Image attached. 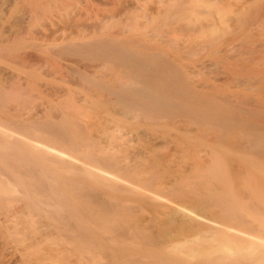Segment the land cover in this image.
Wrapping results in <instances>:
<instances>
[{
	"label": "bare ground",
	"instance_id": "bare-ground-1",
	"mask_svg": "<svg viewBox=\"0 0 264 264\" xmlns=\"http://www.w3.org/2000/svg\"><path fill=\"white\" fill-rule=\"evenodd\" d=\"M21 1L26 2L27 0H20V2L19 0H0V61H8V64L13 63L19 66L20 73L24 70L23 73H25L26 76H22L25 77V83L28 82L32 84L34 88L38 79L41 77L35 72L37 71L36 68L33 69V67L37 65L36 63L39 62V66L42 62L46 63V67L49 65L47 69L56 68L55 65L51 66L50 63L55 61H53V58L59 57H64V59L70 57L69 60L72 61H74L75 58H77V60L99 61V63L102 61V64L100 63L101 65L99 63H97V65L99 64L101 67L103 65L102 68L110 66V70L106 68L109 72H112V77H107V75H111L107 70L106 72L108 73L106 75L105 70L102 74L98 73L100 74L99 76L95 75L97 74V70L100 71L99 69H101L99 65L95 66V68L98 67V69L96 68L97 70L93 65L91 67L93 70L91 69V71L88 72H86L84 67H80V69L77 67L75 69V66L73 65V67L71 65V67L74 68L73 71H70L71 74L72 72L75 74L74 76H76V78H74H78V84L85 90V93L88 92V97L85 100L83 97H80L79 92L78 97L83 99V102L87 103L88 107H86V109L90 110L91 108V113L96 112L93 117L95 122L91 125L94 126V134L93 131L90 130L92 133L90 134L91 136L89 135L87 126L85 127L86 124H83L82 121L79 126L76 124L77 120H74V122L76 121L74 126L77 128L80 127V130L76 127L70 128L68 124L70 122L68 121H72L73 119L72 117L70 119L68 118L71 114L63 112L58 116L57 112L60 111L58 108L56 109L57 116L51 117L54 120L50 119V117L49 119H44L46 117L48 118V116L45 117L47 113L45 112V110H47L45 108H43L45 110L41 114L43 115L45 113L44 116H42L44 118H41L40 115L38 116L41 119L36 117L31 118L34 117V113H32V116L30 113H26V115L21 114V116L23 115L25 118L27 115L29 116L27 117L28 119H24L25 121H17L14 118L11 119L8 117L9 114L6 115V119V113L4 115L0 114V117L3 116L7 120L0 118V174H2L0 175V264H82L81 241L84 240V238L86 239V236L89 237L86 234L84 217H89V222L94 228L101 230L102 233L109 232L108 234H119L123 236L121 238L126 239V241V237L129 238L130 243L122 242L121 240L119 242L118 239L119 243L128 244L129 247L122 248L118 256L113 258V264H264V197L260 194L258 189H255L256 185H252V182L254 183L256 179L259 180V178H264V117L262 118L264 113L262 114L263 111H261V109L264 110V94L260 99L262 100L261 102L258 100L261 93L259 96L253 97L257 101L252 100L253 98L251 96H253V93L250 94V99H248L251 103L245 101L246 99H241L243 93L237 96V98L241 97L240 99L242 101L236 98L234 100L232 97H229L235 96L236 94L231 95L229 93L230 95L227 94L229 98H226L225 96L227 95H222L223 91H227L224 85H221L222 88L221 86H217L218 84L216 85V83L210 84L208 82L209 79H206L207 82H203V73H201V77H199L202 79V81H200L201 84H199L198 79V82H196L195 77L192 78L190 76L193 72L199 73V71L196 70L198 66H195L196 68H189L188 66L190 70L187 68V71L185 68L186 66L184 67L174 60L176 56L173 57L166 53L170 50L168 47L166 48L169 50L166 51L165 48L166 52H164L163 47L165 46L163 44L165 42L169 43V36L167 37V41H163V44H157V46L156 43L158 41L156 40H159L158 35L161 34L157 33V39L155 38L154 40L153 33L150 32L156 31H148V28L159 29L165 24H173L176 22V24L173 25L180 23V25L177 26L178 28L176 27L177 31L179 29L183 36L188 33L185 36L187 39H189V34V36L193 38V33L191 34L190 32H196V34H200H198L199 36L195 34L197 36L196 39L201 37L213 44L221 40V38L226 37V35L240 26L253 24L255 21H257L255 24H259L261 20H263L262 22L264 23V0H236L234 2L231 0H193V2L190 0H173L174 2L172 3L168 1L167 4H163L164 0L163 3H161L162 5H160V7L162 6L161 8L158 7L159 5L156 6L159 9H155V11L157 10L155 13L152 12L153 14L151 13V15H149V12L146 13V10L145 14L143 13L144 11L142 15L137 14L138 19L137 17L135 18L134 15L130 18L132 21L130 29L137 26H134V24L140 26L137 28V31H140L142 28V30L147 29L146 31L139 32L138 35L142 36L138 37L139 39L132 37L134 35L133 32L132 36L127 35V39H124V36H122L123 39L119 38V36H121L119 31L117 32L119 35L118 37H115L117 33L114 34L115 36L111 34L108 35V33H112L113 30L110 32L106 30V33L102 32L103 35H101V31H99L101 26L98 30L101 36L98 34H94L93 36L92 33L90 38L84 35V37L89 38H86V40L88 39L87 41H77V38L76 41H74L73 37L75 35L77 37L79 34V36H82L83 32L86 31L81 29L83 32L78 33L80 29L77 30V28H81L82 26H77L80 24L79 21V24L74 22L75 24H73L77 27L73 25L77 30L74 36H70V33H67L70 37L61 36L59 43V40L57 41L55 39L57 42H54V46L51 42L53 40H51L50 42L52 45L49 41L46 44L45 41L44 43L46 46L43 45V49L39 47L41 51L38 54L36 53L39 57V61L34 58V60L38 61L34 62L36 65H33V61L31 62V60L29 62L30 57L28 59L22 56L23 50L19 54V45L27 40L29 34L34 35V33H36L35 31H37L38 34L41 33L40 31L43 28L45 29L42 25H44L43 23H45L47 19L45 18V21L43 19L41 22L42 25L41 23L38 25L40 29L36 28L35 30L33 26L38 14L37 0H33L35 2L33 3L34 5H32L36 6V8L32 7L30 11L31 14H27L30 12L24 11L25 9L30 10L29 7V9L25 7L23 9L22 6V8L19 7L20 3L23 4ZM49 1L47 0V4ZM65 2L68 3L67 0H65ZM66 3H64L63 0L61 4L66 7ZM133 3L131 2L134 9L136 8V4L133 5ZM52 4L53 3H51V5ZM53 5L55 6V4ZM57 5L60 6V9L64 8L63 6L61 7L60 4ZM137 5V7H139L141 4L137 3ZM24 6L27 7V4ZM142 6L143 5L137 10H141ZM57 7L56 9L58 10ZM143 7L145 9L146 6ZM143 7L142 10H144ZM56 9L55 12L57 13L58 11H56ZM62 10L65 11L64 9ZM130 10L132 11V9ZM43 11H41L42 13L39 11V15H45V11ZM48 11L50 12V10ZM66 11L69 12L70 10L68 11L66 9ZM53 12L54 11H52V13ZM58 13L60 14V12ZM130 13L136 15L134 12ZM49 15L52 16L51 13ZM140 18L142 20H140ZM99 22L103 23V20ZM109 22L110 21L107 23ZM47 24H49V22H47ZM47 24H45V26H47ZM88 24L90 25V23ZM100 25L101 23L99 26ZM254 25L253 29L256 30L257 28H255ZM256 27L258 26L256 25ZM75 28H73V30ZM173 28L169 29L166 26L167 30H165L170 34ZM38 29L40 31H38ZM44 29L42 32L43 34H45L44 31H47L48 28L46 30ZM263 29L261 28L260 31L264 32ZM30 30L34 33H31ZM242 30H239V32ZM177 31L175 34L181 36L179 31ZM260 31L259 33H261ZM59 34H62V32H59ZM147 35L150 37L152 36V39L150 38L152 43L149 38L150 43L148 42L145 37ZM30 37L28 38L29 42L33 40L32 37V40H30ZM39 37L40 40L43 38L41 35ZM45 37L44 40H46ZM185 37L181 40L182 42ZM247 37L246 35V38H244L248 39ZM252 38L253 37H251V39ZM23 39L24 42H22ZM162 39H164V37ZM181 41L176 40L177 43ZM243 41L244 40L240 43H244L247 40ZM27 42L28 40L25 43L27 44ZM189 42H191V40H189L188 43ZM33 43L36 45V42ZM153 43H155L158 48L159 45L163 46L160 47L163 51L156 48ZM262 43L260 45H262ZM248 44L250 46L251 43H246L244 45ZM35 45L31 46L34 48ZM169 45L172 51L171 43ZM176 45L175 43L174 46L176 47ZM183 45L186 44H182V46ZM207 45L210 46V44ZM31 46L28 47L31 48ZM209 46L206 48L209 49ZM249 46H247V48ZM22 47L24 46L22 45ZM45 47L46 49H44ZM236 47L234 46V48L238 50V46ZM255 47L259 48V46ZM36 48L38 47L36 46ZM217 48L219 49V47ZM260 48L261 50L262 48L264 49L263 46ZM221 49V52H224V48ZM196 50L197 49H195V51ZM236 50H234V52ZM189 51L183 52L187 54ZM211 51L215 52L214 50ZM190 52L192 53L193 51ZM23 53H25V51ZM246 53L249 54L247 51ZM251 54L253 53L251 52ZM255 54L257 55V53ZM248 56L249 55H247V57ZM207 57H209L208 54ZM216 57L213 56L212 58L216 59ZM225 57L226 55H224L223 58L220 56V59H224ZM178 58L184 59L182 57ZM261 58L264 59V57ZM241 59L244 61L243 57ZM80 60L77 62H81L79 65L82 66L84 61L82 62ZM217 61H219V58L218 60L216 59V62ZM77 62L75 64L79 66ZM105 63L109 66L107 64L104 65ZM207 63L209 62H206V64ZM221 63H223V61H221ZM225 63L229 69V62H224L222 64L226 67ZM203 64H205V62H203ZM210 65L212 66V64ZM64 67H66V65ZM232 67L235 68V66H230L231 70H233ZM191 68L195 69L191 70ZM1 69L0 67V111L3 109V106H5L4 109L11 110V107H7L6 101V103L4 102L3 104L2 97L8 98V95L5 96L6 94L18 93L19 91H21L20 96L21 93L25 95V92L22 91L23 89H28V84L24 85L25 83H22V81L15 84L19 80H15L16 82L12 80L15 82V85L13 82H8V84L11 83L12 86H10V84L6 85L3 80L8 74L1 80ZM56 69V71L60 70L58 66ZM212 69L210 71H212ZM3 70L5 71V69ZM69 70L67 71L69 72ZM87 70L90 69L88 68ZM202 70L204 71V69ZM189 71H191V73H189ZM205 71L207 72V69ZM59 72L62 73V71ZM41 73L43 74V72ZM212 74L214 73L212 72ZM229 74L224 75L228 76ZM102 75L105 77H101ZM209 75H211V73ZM10 76L12 78V75L7 77L10 78ZM229 76L231 77V75ZM69 77H67V79ZM233 77H231V80H233ZM43 78L44 77H42V79ZM51 79L48 78V81ZM216 79V81H220L219 78ZM255 79L257 80V78ZM243 80L246 81L247 78L244 77L241 81ZM51 81H53V79ZM74 81L77 82L76 80ZM219 81L218 83H220ZM65 82L69 83L67 80ZM223 83L226 84L227 82L225 83L224 81ZM228 83H231V81ZM252 84L251 87L254 86V83ZM48 85L52 86L51 84ZM63 88L66 89V87ZM81 88L79 89L82 90ZM261 88L262 86L259 92H261ZM221 89H223L222 92ZM69 90H63L66 96L63 95L64 93L62 92V95L66 97V101H59L63 105L68 103L67 98L69 99L73 96H68L67 92L69 93ZM53 91H55V89ZM77 91L75 93L76 95ZM254 91L256 95V90ZM254 91L251 89V92ZM80 93L82 94V92ZM48 95H50V93ZM32 96L33 95L30 94L28 97L32 99ZM36 96L34 94V97ZM79 98H77L78 103L80 101ZM11 100H13V98H10V101ZM72 100L73 99H70L69 102H72ZM59 101L56 102L58 103ZM21 102H18V104ZM60 102L59 106H61ZM57 103L56 106L58 107ZM13 104L15 105V103ZM50 104L49 107L54 109V107H52L53 104ZM63 107H60V109H63ZM73 107H76V104L71 108ZM77 108L78 107H76V110ZM259 108L260 110H258ZM83 110L84 115L90 112H87V110L85 111V108H83ZM20 112L21 111H19V113ZM77 112L78 111H76V113ZM80 113L81 111L79 114ZM19 115L16 116L19 118H15L21 119ZM47 115H49V113H47ZM14 116L11 115V117ZM140 116L145 119L146 123L145 121L142 122V120H144L142 117V119H139ZM91 117L92 116H89V118ZM176 118L180 119L181 122L177 120V122H179L175 123ZM133 119L135 122L137 120L141 123H145L146 127L139 128L140 124L137 125L139 122H137L136 125L131 124ZM56 120H58L59 123H57ZM91 120L92 118L88 121ZM169 120H173L175 124L172 121L169 122ZM179 123L180 126L177 125ZM125 126H128V131L124 130ZM141 126L144 125L141 124ZM121 129L124 134H127V132L133 134V136L127 134L130 138H134V134L136 133L135 139L139 141V147H142L140 152L137 151L139 149L138 147L134 149L137 151L135 152L136 157L139 155L137 161L135 159L136 157H131L132 161L135 160L134 163L129 162L128 158L130 156L126 150L124 151L125 146L130 148L132 144L129 142L127 144V141L125 142L126 144L121 142L122 139H124V134L118 135ZM133 138H131L132 141L135 140ZM125 140H127V138H125ZM137 141L135 143H137ZM83 144L90 145L91 147L93 146V149L98 150V153L93 150L85 151L83 148L86 147H83ZM167 146H171L172 149L170 148V150L172 151L169 152L168 149L167 151H163ZM138 152L139 154L137 155ZM245 176L251 179L250 184L257 191H255L256 193L254 191V193L251 192L252 188L249 187L250 184L246 186L250 189L243 187L242 183L244 184L247 179L249 180V178ZM242 177L244 179L246 178V180L243 181L244 179ZM126 182H130V186L125 185ZM92 186L98 188L99 191H96V193L93 192L95 189H92V191ZM108 187L111 189L113 188L114 192H117L118 189H124L125 192L128 191L126 196L124 194L122 195L129 200H126V202L130 203L132 200L144 206L147 212L151 211V214L154 215L155 218L149 216L150 219H152V221L150 219L149 221L148 219H143L141 215L138 216V213H136L141 207L139 208L136 204V207L131 206V204H133L132 202L130 206L128 203L126 204L129 208L124 205V208L127 207L126 210H134L132 213L137 210L134 215L131 216L128 210L127 212L124 211L130 217L136 215L138 219L139 217L142 218H140L141 221L147 220L143 221L144 227L142 228H138V225H140L139 222V224L136 223L137 226L132 224V227L134 229L137 227L139 230H144L145 225L148 226L149 224L150 226L154 224L153 226L155 228L152 230L155 231L149 230L152 235H139L131 230V232L133 231L136 233L132 236L128 228L129 223L124 225V223L117 219L120 222V226H115L119 225L116 224L118 223L117 220L113 223L114 225H111L105 223L104 219L99 218L98 215L96 216L93 213V215L88 216L87 214L91 213L88 209L89 213H85L87 207L83 208L85 205L82 207L80 200L88 201L90 206L91 204L95 205L93 210L96 209L100 212H106V214H104L105 216L110 215L112 219L113 217H117L115 216V212H117L116 209L120 208L118 207L120 206L119 204L116 205L118 202L115 200L116 203L110 205L108 198L107 201L109 204L104 198L107 194L106 189H109ZM161 199H165L164 201L168 203H161ZM142 210L143 209H141V211ZM98 211L97 213H99ZM141 211H139V213H141ZM103 213L99 214L103 215ZM121 215L123 216V221L127 220L124 219L125 216L122 213ZM142 215L145 214L142 213ZM146 215L145 218H149L148 216L146 217ZM136 217L135 219H137ZM143 223L141 222L142 225ZM121 224L127 227L125 229L126 231H123L125 227H123V225L121 226ZM149 226L148 228L151 227ZM87 232L96 233L93 228H87ZM127 232H129V234ZM90 239L89 237L87 240L83 241L85 245L86 243L91 244V242L95 244L98 243V241L92 239L91 241ZM109 244L111 245V242ZM88 247H90V245ZM85 248L86 247H83V250H85ZM91 248L92 247H90L89 253L91 252ZM99 248L101 247L94 250ZM94 250L91 252L92 256L94 253H102V250ZM103 253H105V250ZM106 256L108 257V254H106ZM100 259L99 262L103 258ZM88 261H90V264L93 263L92 258ZM103 261L102 263H105ZM110 264H112V261Z\"/></svg>",
	"mask_w": 264,
	"mask_h": 264
},
{
	"label": "rangeland",
	"instance_id": "rangeland-1",
	"mask_svg": "<svg viewBox=\"0 0 264 264\" xmlns=\"http://www.w3.org/2000/svg\"><path fill=\"white\" fill-rule=\"evenodd\" d=\"M49 1V0H48ZM69 0H67V2H68ZM82 1V2H81ZM133 1L134 0H70L68 3H66L65 2V0H64V3H66V7L65 6H63V4H61V3H63V0H50L49 2H48V4H47V0H37V2H36V4L38 5V14H37V16H36V22L34 23V26L33 27H35V30H36V28H39L38 27V25H40V23L43 21V19H44V21L47 19V21H45V23H43L44 25H42V23H41V25L42 26H44L45 27V29L44 30H46L47 28V31H44L45 32V34H43L42 32H43V29L40 31L39 29H38V31H40L41 33H39L40 35H41V37H43V38H41V40L39 39L40 37V35L37 33V31H35L34 29H32V30H34L36 33H34V32H32L31 30H30V32L31 33H34V35L33 34H29V36H27L28 38L31 36L32 37V39H31V37H30V40H32V41H30L29 42V39L27 38V40H28V42H27V44L25 43L27 40H25V42H24V39H23V41L22 42H24L23 44H21L20 43V45H19V54L22 52V50H23V52L25 51V53H23L22 52V56H24V57H27L28 59H29V57H30V59H29V62H30V60H31V62L33 63V65H36V66H32L33 67V69H35L36 68V70L37 71H35V72H37L38 74H39V77H40V79H41V81H40V79H38V81H37V84H35V87H36V89H35V87L33 88L32 86V84H29L28 82L27 83H25V77H23V76H26L25 75V73H23V71H21L22 73H20V71H19V66H16L15 64H13V63H7L8 61H0L1 63V65H0V67L2 68L1 69V80L7 75L8 77H9V75H12V78H11V76H10V78H8L7 76V78H6V80H5V78H4V83H6V85H9L10 84V86H12V84L11 83H9L8 84V82H13V84L16 82L15 80H19L18 82H16L15 84H18V83H20V81H22V83L24 82L25 84L24 85H27V88L28 89H23V91L22 92H25V95L24 94H22L21 93V96H20V92L21 91H19L18 93H8V94H4L5 96H7L8 98H3L2 97V100H3V104H4V102L6 101L7 102V107H11L12 109L11 110H7V109H4L5 108V106H3V109H1V111H0V114H2V115H4L5 113V116L6 115H8L9 114V118H11V119H15V120H17V121H25L24 119H26L27 117H29L28 115H27V117L25 118L23 115V117L21 116V114H25L26 115V113H30L31 114V116L33 115L32 113H34L35 115H33L34 117H31V118H39V119H41V118H44V117H42V116H44V114L43 115H41L43 112H44V110L45 109H47L48 111H49V109H50V111L48 112L47 110H45V112H47V113H49V115H50V113H51V115L49 116V115H47V113H46V115H45V117L46 116H48V118L46 117V118H44V119H49V117H50V119H52L51 117L53 116H60L61 115V113H70L71 115H70V117L68 118V119H70L71 117H72V121L70 120V121H68V122H70V123H68L69 124V127L70 128H73V127H76V126H74V124H75V122H74V120H77V122H76V124L77 125H79V124H81L82 122H83V124H86L85 125V127L87 126V130H89V135L90 134H92L91 133V131L90 130H92L93 131V134H94V126H91L95 121L93 120V117L95 116V114H96V112H93V113H91L92 111H90L91 110V108H90V110H88V109H86V107H88L87 106V103L86 102H83L88 96V92H84L85 90H83V88H81V85L80 84H78L79 83V81L77 80V79H75L76 78V76H74L75 74L72 72V74H71V70L73 71L74 70V68L76 69L77 67H78V69H80V67L81 68H83L84 67V69H86V72H88V71H91V67L93 66L94 68H95V66L97 65V63H99V61H89V60H84V59H79L80 61H84L83 63H82V66H80L79 64H81V62H77V61H79V60H77V58H75V62L74 61H72V60H69L70 59V57L69 58H65L64 59V57L62 58H53V61L55 62V64H54V62H52V61H50V62H52L53 63V65H52V63H50L51 64V66H56V68H57V66H58V69L60 68V70L59 71H62V73L61 72H59V71H56L57 69L55 68V67H53V68H50V69H47V67L49 66H47L46 67V63H40V66L38 65V61H39V57L37 56V54L38 53H40V51H41V49L39 48V47H44V46H46L45 45V41H46V44L48 43V41H49V43L51 44V42H52V44H53V46H54V44L58 41V43L60 42V37L61 36H66V37H70V36H74V34H75V32H77V30L78 29H80V30H78V33H81V32H83V31H85V32H83V37L82 36H79L78 35V37L76 36H74L73 37V40L74 41H76V38H77V41L78 40H80V41H87L89 38H90V36H94V34H98V35H100L99 34V31H101L100 33H101V35H103V33L107 30V32H110V31H112V33L110 32V33H108V35H113V36H115L114 34H116L118 31H119V33H120V35L121 36H119L118 35V33L116 34L117 36H115V37H118L119 36V38H122V36H124L123 38L125 39H127L128 37H127V35L129 36H132L133 35V33H134V35L132 36V37H134V38H136V39H139L138 37H142V36H140V35H138L139 34V32H142V31H146L147 29H144V30H142L141 28H139V29H141L140 31H137V28L138 27H140L138 24H134V26L135 25H137L136 27H132V29H130L131 28V24H132V21L130 20V18L132 17V15H134L135 16V18L137 17V19H138V15H142V12L145 14V11H146V13H148L149 12V15H151V13L152 12H156L159 8H161L160 7V5H162L161 3H163V1L164 0H136V1H134V3H133ZM140 1V2H139ZM167 1V2H166ZM168 1H169V3H172V2H174V1H176V0H165L164 1V3L163 4H167L168 3ZM190 1H192L193 2V0H190ZM232 2H234V1H236V0H231ZM19 2H20V0H19ZM21 2H23V1H21ZM35 1H33V0H27L26 2H23V4H21L20 3V6L19 7H23V9H24V7L25 8H27V9H29L30 8V10H24V11H27V12H30L31 10H32V7H35L36 8V6H33ZM39 2V3H38ZM131 2L133 3V5H135V7L136 8H134L135 10H137V9H139L140 8V6L141 5H143V6H146L145 7V9H144V7H143V9L144 10H142V7H141V10H137V11H135L134 9H133V6H132V4H131ZM227 2V1H226ZM30 3V4H29ZM51 3H53V4H55V6L53 5V7H52V5H51ZM137 3H139V4H141L139 7H137L138 5H137ZM150 3V4H149ZM27 4V7L26 6H24V5H26ZM29 4V5H28ZM33 4V5H32ZM57 4H60L61 5V7L63 6L64 8H59L60 6L59 5H57ZM32 5V6H31ZM46 5V6H45ZM65 5V4H64ZM159 5V6H158ZM58 6V7H57ZM156 6H158V7H156ZM21 7V8H22ZM29 7V8H28ZM56 7L58 8V10L56 9ZM77 7V8H76ZM53 8V9H52ZM22 9V10H23ZM55 9H56V11H58V12H60V14L58 13V15L56 16V12H55ZM62 9H64L65 11H63ZM66 9L69 11H71V14H70V11L69 12H67L66 11ZM130 9H132V11L130 10ZM155 9H157L156 11H155ZM45 12H44V11ZM48 10H50V12L48 11ZM79 10V11H78ZM85 10V11H84ZM95 10H96V12H95ZM126 10V11H125ZM130 10V11H129ZM149 10V11H148ZM39 11H40V13H42L41 11H43L44 13H45V15L43 16L42 14L41 15H39ZM52 11H54L55 12V14H54V12L52 13ZM26 12V13H27ZM65 12V13H64ZM94 12V13H93ZM125 12V13H124ZM130 12H134V13H136V15L135 14H133V13H130ZM47 13V14H46ZM52 14V16H50L49 14ZM98 13V14H97ZM27 14H31V12L30 13H27ZM62 14V15H61ZM71 16H70V15ZM138 14V15H137ZM153 14V13H152ZM47 15H49V16H47ZM60 15V16H59ZM66 15V16H65ZM73 15H75V16H73ZM128 15V16H127ZM148 15V14H147ZM62 16V17H61ZM116 16V17H115ZM125 16H127V17H125ZM57 17V18H56ZM61 17V18H60ZM76 17V18H75ZM82 17V18H81ZM95 17V18H94ZM46 18V19H45ZM52 18V19H51ZM61 20H60V19ZM114 18V19H113ZM135 18H134V21H135ZM50 19V20H49ZM69 19V20H68ZM78 19V20H77ZM80 19V20H79ZM90 19V20H89ZM99 19H102L103 20V23L102 22H99V21H102V20H99ZM106 19V20H105ZM108 19H110V20H108ZM111 19H113V20H111ZM51 20H54V21H51ZM68 20V21H67ZM77 20V21H76ZM110 21L109 23H107L108 21ZM140 20H142L141 18H140ZM51 21V22H50ZM73 21V22H72ZM80 22V24H79V22ZM98 21V22H97ZM263 20H261L260 22H259V24H260V27H259V24L257 23V24H255L257 21H255L253 24H249V25H243V26H240V27H238L236 30H233L230 34H228V35H226V37H223V38H221V40H219L218 42H216V43H213V44H211V43H209L206 39H204V38H201V37H198L197 39H196V37L197 36H199L198 34H196V32H190L192 35H193V38H191L192 36H189L188 35V38L189 39H187V37H185L187 34H185L184 36L181 34V31L178 29V31H179V33L181 34V36H177V34H175L176 33V31H177V26H179L180 25V23H177V25H173V24H176V22L175 23H170V24H165L163 27H161V28H159V29H153V28H148V31L149 30H155L156 32H150V33H153V39L155 40V38L157 37V33L158 34H161V35H158V38H159V40H162V41H159V40H156V41H158L157 43H156V45L157 44H163L165 41H167V37H168V39H170L169 40V43L167 42H165L163 45L165 46V47H163V46H160L159 45V48L155 45V43H153V45L154 46H156V48H158L159 50H162V48H160V47H163V49H164V52H166L167 50H169V52L167 51L166 53L167 54H169L170 56L172 55L173 57L174 56H176V57H174V60L177 62V63H180L181 65H183L185 68H186V70H187V68H188V66H189V68L190 67H195L196 68V70L197 71H199V73H197V72H193V73H191V71H189V73H191V77L193 78V77H195V80H196V82H198L199 84H201L200 83V81H202V79H200L199 77H201V73H203L202 74V76L204 77V80H203V82H205L206 81V79H209V83L211 84H215L216 83V85L217 86H221V85H224V88H226L227 89V91H223V96H224V94L225 95H227V94H231V95H235V96H229V97H232L234 100H235V98L237 99V100H241V99H246L245 101H247V102H250V97H249V95L250 94H252L253 96H251L252 98L253 97H256V96H259L260 95V93H261V95L259 96V98H258V100H259V102H261L262 100H260L261 99V97H262V95L264 94V91H263V89H264V59H262L261 57H264V49L262 48V50H261V48L260 47H264V32H262V31H260V29L262 28H264V23L262 22ZM39 24H38V23ZM47 22H49V24H47ZM68 22V23H67ZM77 22V24H79V25H77L78 27L80 26L81 28H77L74 24ZM82 22V23H81ZM95 22V23H94ZM105 22V23H104ZM262 22V23H261ZM74 23V24H73ZM88 23H90V25L88 24ZM101 23V25L99 26V24ZM107 23V24H106ZM36 24V25H35ZM45 24H47V26H45ZM68 24V25H67ZM83 24V25H82ZM97 24V25H96ZM255 24V25H254ZM262 24H263V26H262ZM77 28V30H76V28L74 27V26ZM107 25V26H106ZM253 25H254V27L255 28H257L256 30L255 29H253ZM256 25L258 26V27H256ZM68 26V27H67ZM70 26V27H69ZM103 28H102V27ZM106 26V27H105ZM114 28H113V27ZM128 26V27H127ZM166 26H167V28H169V29H171V28H173L172 29V32L170 31V34L168 33V31H166L167 29H166ZM32 27V28H33ZM47 27V28H46ZM98 27V28H97ZM101 27V29L99 30V28ZM120 27H122V28H120ZM127 27V28H126ZM177 27V28H176ZM64 28V29H63ZM71 28H72V30H71ZM73 28H75L74 30H73ZM97 28V29H96ZM134 28H135V30H134ZM163 28V29H162ZM259 28V29H258ZM62 29V30H61ZM67 29V30H66ZM81 29L83 30V31H81ZM88 29V30H87ZM96 29V30H95ZM109 29H111V30H109ZM127 29V30H126ZM130 29V30H129ZM138 29V30H139ZM160 29H162V30H160ZM166 29V30H165ZM168 29V30H169ZM243 29V30H242ZM253 29V30H252ZM65 30V31H64ZM70 30V31H69ZM99 30V31H98ZM109 30V31H108ZM123 30H125V31H123ZM161 32H160V31ZM239 30H242V31H240L239 32ZM245 30H247V31H245ZM255 30V31H254ZM67 31V32H66ZM94 31V32H93ZM166 31V32H165ZM173 31H174V33H173ZM177 31V32H178ZM196 31V30H195ZM259 31L262 33H259ZM263 31H264V29H263ZM47 32V33H46ZM59 32H62V34H59ZM66 32V33H65ZM72 32V33H71ZM97 32V33H96ZM103 32V33H102ZM126 32V33H125ZM129 32V33H128ZM133 32V33H132ZM160 32V33H159ZM239 32V33H238ZM243 32V33H242ZM67 33H70V36H68L67 35ZM93 33V34H92ZM106 33V32H105ZM123 33V34H122ZM155 33V34H154ZM166 33H168V34H166ZM171 33H173V34H171ZM184 33V32H183ZM234 33V34H233ZM246 33V34H245ZM59 34V35H58ZM64 34V35H63ZM77 34V33H76ZM90 34V35H89ZM92 34V35H91ZM179 34V35H180ZM197 36H196V35ZM45 35H46V37L49 39H47L46 37H45ZM48 35V36H47ZM84 35H87L88 37H84ZM100 35V36H101ZM106 35V34H105ZM154 35H156V36H154ZM171 35V36H170ZM195 35V36H194ZM246 35L248 36L247 38L249 39H251V37H253L251 40L249 39V41H248V39H245L246 38ZM50 36V37H49ZM56 36V37H55ZM162 36V37H161ZM262 36H263V38H262ZM44 37H45V39L46 40H44ZM54 37V38H53ZM146 38H147V40H148V42L152 39V36L150 37L149 35H147V36H145ZM164 37V39H162ZM166 37V38H165ZM185 37V41L183 40V42L181 41L183 38ZM245 37V38H244ZM254 37H256V38H254ZM261 37V38H260ZM36 38V39H35ZM37 38H38V40H37ZM59 38V39H58ZM83 40H82V39ZM86 38H88L87 40H86ZM93 38V37H92ZM122 38V39H123ZM131 38V37H130ZM150 40H149V39ZM171 38H172V40H171ZM195 38V39H194ZM57 41H56V40ZM131 39H133V38H131ZM157 39V38H156ZM194 39V40H193ZM240 39V40H239ZM37 40V41H36ZM44 40V41H43ZM51 40H53V41H51ZM72 40V39H71ZM154 40H153V42H154ZM175 41V43L177 44L176 45V47L177 46H179V47H175L174 45H175V43H174V41ZM176 40L177 41H181L180 43H177L176 42ZM189 40H191V42H189L188 43V41ZM242 40H244V41H246V42H244V43H240V42H242ZM263 40V41H262ZM51 41V42H50ZM56 41V42H55ZM164 41V42H163ZM33 42H36V45H35V43H33ZM37 42H39V43H37ZM43 42V43H42ZM55 42V43H54ZM151 43H152V40L150 41ZM149 42V43H150ZM234 42V43H233ZM263 42V43H262ZM31 43V44H30ZM33 43V44H32ZM171 43V46H172V51H171V47H170V44ZM186 44V45H183L182 46V44ZM222 43V44H221ZM246 43H251L250 44V46H249V44L248 45H244V44H246ZM252 43H254V44H252ZM262 43V45H260ZM51 44V45H52ZM168 44V45H167ZM180 44H181V46H180ZM192 44V45H191ZM207 44H210V46L209 45H207ZM240 46H244L243 48L242 47H240ZM22 45L24 46V47H22ZM33 45H35L34 46V48L32 47ZM40 45V46H39ZM44 45V46H43ZM191 45V46H190ZM196 45V46H195ZM212 45V46H211ZM216 45H218V46H216ZM227 45H228V47H227ZM230 45V46H229ZM233 45V46H232ZM252 45H254V46H252ZM31 46V48H29V47ZM36 46L38 47V48H36ZM50 46V45H49ZM49 46H47V47H49ZM207 46H209L208 48L209 49H207L206 47ZM222 46V47H221ZM234 46L236 47V46H238V50H236V48H234ZM247 46H249L248 48H247ZM255 46H259V48L257 47H255ZM166 47H168V48H166ZM176 49H178V50H176ZM217 47H219V49L217 48ZM239 47H240V49H239ZM24 48H26V49H24ZM165 48H166V51H165ZM212 48V49H211ZM221 48H224V52H226V53H224V52H221L222 51V49ZM233 48V49H232ZM246 48V49H245ZM21 49V50H20ZM36 49H38V50H36ZM43 49V48H42ZM44 49H46V47L44 48ZM195 49H197L196 51H195ZM203 49V50H202ZM218 49V50H217ZM221 49V50H220ZM227 49V50H226ZM244 51V53H243V51ZM245 49V50H244ZM260 49V50H259ZM27 50V51H26ZM193 51L192 53L190 52V51ZM211 50H214L215 52H213V51H211ZM218 51V53H217V51ZM220 50V51H219ZM229 50V51H228ZM234 50H236L235 52H234ZM250 50V51H249ZM252 50V51H251ZM29 51V52H28ZM163 51V50H162ZM183 51H186V52H188L189 51V53H187V54H184V53H186V52H183ZM203 51V52H202ZM227 51H228V53H227ZM246 51L249 53V54H247L246 53ZM256 51H258V52H256ZM27 52V53H26ZM182 52V53H181ZM205 52V53H204ZM212 52H213V54H212ZM251 52L253 53V54H251ZM30 53V54H29ZM37 53V54H36ZM181 53V54H180ZM198 53V54H197ZM200 53V54H199ZM202 53H203V55H202ZM232 54V56H231V54ZM237 53V54H236ZM243 53V54H242ZM246 53V54H245ZM255 53H257V55L255 54ZM259 53V54H258ZM35 54H36V56H35ZM183 54V55H182ZM205 54V55H204ZM207 54H208V56L210 57H207ZM211 54V55H210ZM216 54H218V55H216ZM246 56H245V55ZM32 55V56H31ZM181 55V56H180ZM199 55V56H198ZM224 55H226V59L224 58V59H220V56H221V58H223L224 57ZM240 55H241V57H240ZM247 55H249L248 57H247ZM33 56H35V57H33ZM182 57V58H184V59H181V58H178V57ZM196 56H197V58H196ZM214 56V57H216V59L218 60V58H219V61H217L216 62V59L215 58H212V57ZM234 56H235V59H238V60H235L234 59ZM236 56H237V58H236ZM239 56V57H238ZM260 56V57H259ZM32 57V58H31ZM38 57V58H37ZM172 57V58H173ZM194 57V58H193ZM200 57V58H199ZM243 57V59H244V61L241 59ZM257 57V58H256ZM34 58L35 59H37L38 61H36V60H34ZM239 58H240V60H239ZM254 59V60H249V59ZM33 59V60H32ZM52 59V58H51ZM50 59V60H51ZM71 59H72V57H71ZM177 59V60H176ZM206 59V60H205ZM65 60V61H64ZM77 60V61H76ZM185 60V61H184ZM205 60V61H204ZM258 60V61H257ZM260 60H262V61H260ZM56 61H58V62H56ZM71 61V62H70ZM212 63H211V62ZM221 61H223V63L224 62H229V65H228V67H229V69L227 68V64H226V67H225V65H222L223 63H221ZM250 61V62H249ZM261 63H260V62ZM34 62H38V63H36V64H34ZM63 62H65V63H63ZM78 63V65L79 66H77L75 63ZM201 62V63H200ZM203 62H205V64H203ZM206 62H209V63H207L206 64ZM260 64H259V63ZM71 63V64H70ZM96 63V64H95ZM101 64H102V61L100 62ZM99 63V64H100ZM183 63V64H182ZM188 63H190V64H188ZM199 63V64H198ZM217 63H219V64H217ZM70 64V65H69ZM98 64V65H99ZM100 64V65H101ZM107 63H105L104 65H106ZM186 64V65H185ZM195 64V65H194ZM197 64V65H196ZM210 64H212V66L210 65ZM257 64V65H256ZM45 65V66H44ZM66 65V67H64V66ZM71 65L74 67V68H72L71 67ZM97 65V66H98ZM99 65V67H101ZM108 65V64H107ZM194 65V66H193ZM206 65V66H205ZM208 65V66H207ZM214 65V66H213ZM215 65H218V66H215ZM221 67H220V66ZM43 66H44V68H43ZM109 66V65H108ZM201 66V67H200ZM230 66H235V68L234 67H232L233 68V70H231V68H230ZM70 67V68H69ZM102 67H103V65H102ZM101 67V69H99L100 71H98L97 69H98V67H96L95 69L97 70V74H95V75H97V76H99L100 74H102V72L104 73V70H105V72H106V70H107V68L109 69V67H104V68H102ZM208 67V68H207ZM237 67V68H236ZM7 68V69H6ZM39 68H40V71H39ZM49 68V67H48ZM63 68V69H62ZM72 68V69H71ZM90 69V70H87V69ZM188 68V69H189ZM191 68V70H194V69H192ZM199 68V69H198ZM213 68V69H212ZM217 68H218V70H217ZM220 68V69H219ZM223 68V69H222ZM3 69H5V71L3 70ZM16 69H17V71H16ZM41 69H43V70H41ZM45 69H47V70H45ZM70 69V70H69ZM94 69V70H95ZM202 69H204V71L202 70ZM207 69V72L205 71ZM212 69V71H210ZM240 69V70H239ZM8 70V71H7ZM12 71V73H11V71ZM67 70H69V72L67 71ZM93 70V69H92ZM110 70V69H109ZM190 70V69H189ZM221 70H223V71H221ZM17 73H16V72ZM19 71V72H18ZM39 71V72H38ZM65 71H67V72H65ZM85 71V70H84ZM108 71V70H107ZM188 71V70H187ZM218 71H220V72H218ZM228 72V73H226V72ZM3 72H5V73H3ZM41 72H43V74L41 73ZM92 72H94V71H92ZM91 72V73H92ZM109 72V71H108ZM108 72H106L105 73V75L108 73ZM212 72L214 73V74H212ZM238 73V74H236V73ZM256 72V73H255ZM11 73V74H10ZM19 73V74H18ZM59 75H58V74ZM72 75H70V74ZM98 73H100V74H98ZM109 73H111V75L109 74V75H107V77H112V72H109ZM206 75H205V74ZM211 73V75H209ZM219 73V74H218ZM230 73V74H229ZM42 74V75H41ZM55 74H57V75H55ZM94 74V73H93ZM192 74H194V75H192ZM215 74H216V76H215ZM222 74H223V76H222ZM224 74H229V75H231V77H233L232 79L233 80H231V77L229 76H226V75H224ZM240 74V75H239ZM15 75V76H14ZM18 75V76H17ZM19 75H23L22 77L21 76H19ZM54 75V76H53ZM198 75H200V76H198ZM219 75V76H218ZM239 75V76H238ZM249 75V76H248ZM14 76V77H13ZM17 76V77H16ZM50 76V77H49ZM70 76V77H69ZM210 76H214V77H210ZM225 76V77H224ZM254 76V77H253ZM21 77V78H20ZM42 77H44L43 79H42ZM67 77H69L68 79H67ZM72 77V78H71ZM75 77V78H74ZM101 77H105V76H101ZM202 77V78H203ZM221 77V78H220ZM224 77V78H223ZM244 77H246L247 78V80H248V78H249V80L247 81H241ZM253 77V78H252ZM15 78V79H14ZM16 78H18V79H16ZM48 78L49 79H53V81H48ZM57 80H56V79ZM211 78V79H210ZM216 78H219L220 79V83H218V81H216L217 79ZM226 78V79H225ZM234 78H240V79H234ZM255 78H257V80L255 79ZM8 79V80H7ZM55 79V80H54ZM71 79V80H70ZM197 79H198V81H197ZM212 79H213V81H212ZM259 79V80H258ZM263 79V80H262ZM12 80H14V81H12ZM24 80V81H23ZM68 81L69 83H66L65 81ZM74 80H76L77 82H75ZM225 81V83L226 84H224L223 82ZM234 80H236V81H234ZM239 80V81H238ZM252 82H251V81ZM47 81V82H46ZM72 83H71V82ZM222 81V82H221ZM229 81H231V83H228ZM233 81V82H232ZM250 81V82H249ZM256 81V82H255ZM75 84H74V83ZM207 82V81H206ZM247 82V83H246ZM248 82H249V84H248ZM260 82V83H259ZM262 82V83H261ZM40 83V84H39ZM252 83H254V86H252L253 88H255V89H253L252 87H251V85H253ZM257 83H259V84H257ZM14 84V85H15ZM48 84H51L52 86H50V85H48ZM65 84V85H64ZM67 84V85H66ZM69 84V85H68ZM73 84H74V86H73ZM36 85H38V86H36ZM41 85V86H40ZM56 85H58V86H56ZM242 87H241V86ZM244 85V86H243ZM250 85V86H249ZM259 85V86H258ZM9 86V87H10ZM28 86H30V87H28ZM55 86V87H54ZM246 86H247V88H246ZM262 86V88H261V92H259L260 90V87ZM38 87V88H37ZM50 87V88H49ZM63 87H66V89L65 88H63ZM69 87H71V88H69ZM222 87V86H221ZM220 87V88H221ZM248 87H249V89H248ZM259 87V88H258ZM40 88V89H39ZM52 88V89H51ZM79 88H81L82 90H80ZM223 88V87H222ZM243 88V89H242ZM258 88V89H257ZM50 89V90H49ZM55 89V91H53ZM57 89V90H56ZM69 89H72V90H69ZM246 91H245V90ZM251 89H252V91H254V90H256V95L254 94L255 93V91L254 92H251ZM31 90V91H30ZM63 90H65V91H70L69 93L67 92V94H68V96L70 95H73V96H69L70 98L68 99L67 98V101H68V103L66 104V105H63L59 100H63V101H66V93H64L63 92ZM77 90H79V91H77ZM222 90L223 89H221V92H222ZM225 90V89H224ZM258 90V91H257ZM33 91V92H32ZM43 91V92H42ZM46 91H48V92H46ZM76 91H77V95L75 94L76 93ZM231 91V92H230ZM249 91V92H248ZM262 91H263V93H262ZM62 92L64 93L63 95H65V96H63L62 95ZM78 92H79V94H80V97L82 98H84V100L83 99H81V98H79L78 97ZM80 92H82V94L80 93ZM84 92V93H83ZM259 92V93H258ZM33 93V94H32ZM47 93V94H46ZM50 93V95H48ZM241 93H243V95H245L246 93V95L245 96H243ZM12 94V95H11ZM19 94V95H18ZM30 94L31 95H33L32 97V99H31V97H28V96H30ZM34 94H35V96L36 97H34ZM75 94V95H74ZM229 94V95H230ZM242 95L239 99L237 98V96L238 95ZM22 95H24V96H22ZM52 95H53V97H52ZM59 95H62V96H59ZM51 96V97H50ZM84 96H86V97H84ZM27 97V98H26ZM57 97V98H56ZM76 97V98H75ZM226 98L228 97V95L227 96H225ZM228 97V98H229ZM10 98L12 99L13 98V100H11L10 101ZM60 98V99H59ZM77 98H79V103H78V100H77ZM249 98V99H248ZM251 98V99H252ZM264 98V97H263ZM38 99H40V100H38ZM70 99H73L72 100V102H69L70 101ZM231 99V98H230ZM232 99V100H233ZM248 99V100H247ZM55 100V101H54ZM82 100V101H81ZM252 100H256L255 98H253ZM264 100V99H263ZM22 101V102H21ZM56 101H59L61 104V106H59V102L57 103ZM242 101V100H241ZM257 101V100H256ZM255 101V102H256ZM5 102V103H6ZM18 102H21L20 104H18ZM23 102H25V103H23ZM58 104V107L56 106V103ZM85 103V104H83V103ZM254 102V101H253ZM10 103H11V105H10ZM13 103H15V105L13 104ZM24 105H23V104ZM50 103H52L53 104V106L52 107H54V109L52 108H50L49 106L51 105ZM55 103V104H54ZM76 104V107H78L77 108V110H76V107H73V108H71L72 106H74L75 104ZM251 103V102H250ZM9 104V105H8ZM23 106H22V105ZM30 106H29V105ZM48 105V107H47V105ZM50 104V105H49ZM73 104V105H72ZM82 104V105H81ZM254 104V103H253ZM64 107H63V106ZM26 106H28V107H26ZM33 108H32V107ZM44 106H46V107H44ZM81 107V109H80V107ZM83 106V107H82ZM6 107V108H7ZM14 107V108H13ZM31 107V108H30ZM60 107L62 108L63 107V109H60ZM66 107V108H65ZM28 108H29V110H28ZM39 108H40V111H39ZM43 108H45V109H43ZM59 109L60 111L59 112H57L58 114L56 115V109ZM68 108V109H67ZM83 108H85V111L87 110V112H89V113H87V114H83L84 113V110H83ZM23 109V110H22ZM36 109H37V111H36ZM43 109V110H42ZM13 110V111H12ZM25 110V111H24ZM28 110V111H27ZM74 110V111H73ZM93 110V109H92ZM258 110H260V108L258 109ZM19 111H21L20 113H19ZM23 111V112H22ZM76 111H78L77 113H76ZM81 111V113L79 114V112ZM261 111H263L262 112V114L264 113V110H262L261 109ZM15 112V113H14ZM16 112H18V113H16ZM25 112V113H24ZM37 112V113H36ZM72 112H74V113H72ZM91 113V114H90ZM14 114H15V116H14ZM20 114V115H19ZM90 114V115H89ZM102 114V113H101ZM11 115L12 116H14V117H11ZM17 115H19V116H21V119H16V118H19V117H16ZM40 115V117H38ZM82 116V117H81ZM89 116H92L91 118H92V120L91 121H88L89 119H91V118H89ZM262 116V115H261ZM3 117V116H2ZM0 117L1 119H4V120H6L7 119V116H6V119L3 117ZM16 117V118H15ZM142 116H140L139 117V119H142L141 118ZM264 116H262V118H263ZM30 118V119H31ZM261 118V117H260ZM28 119V118H27ZM144 119V118H143ZM15 120H13V121H15ZM52 120H54V119H52ZM87 120V121H86ZM137 120H138V118H137ZM136 120V122L134 121V119H133V121H129L131 124H134V125H136V123L137 122H139V123H137V125L138 124H140L139 126V128H141V127H143V128H145L146 127V125H145V123H146V121H145V119L144 120H142V122H144L145 121V123H141L140 121H137ZM177 120H179L180 121V119H177L176 118V121H175V123H178L177 122ZM263 120V119H262ZM7 121V120H6ZM12 121V120H11ZM10 121V122H11ZM82 121V122H81ZM170 121H172L173 122V120H169V122ZM56 122L57 123H59L58 122V120H56ZM67 122V121H66ZM97 122V121H96ZM134 122V123H133ZM167 122V121H166ZM181 122V121H180ZM174 123V122H173ZM174 123V124H175ZM7 124H8V122H7ZM141 124L142 125H144V126H141ZM127 125H129V124H127ZM177 125H179L180 126V123L179 124H177ZM80 126V125H79ZM91 126V127H90ZM128 127V126H127ZM127 127L125 126V128H124V130H127ZM77 128V127H76ZM80 128V127H79ZM79 128H77V129H79ZM81 128H83L82 126H81ZM11 130H13L12 128H10ZM80 130V129H79ZM83 130H84V128H83ZM86 130V128H85V131L87 132V134H88V131ZM143 130V129H142ZM6 131H7V129H6ZM73 131V130H72ZM85 131H84V133H85ZM121 132H119L118 133V135L119 134H124V132L122 131V129L120 130ZM128 131V130H127ZM127 131H125V132H127ZM126 134V133H125ZM123 135V138L124 139H122V143H125L126 141V143L128 144V142L130 143V144H132V146L129 148H127L126 146L124 147V151L126 150L127 152H128V155L130 156L128 159H129V162H133L134 163V161H132L131 160V157H136V153L135 152H137V151H139L140 152V149L142 148V147H139L140 146V144H138V142L139 141H137V139H135V135H136V133L134 134V138L133 137H131V138H133V139H135V140H133L132 141V139L130 138V136L129 135H127V134H130V135H132L133 136V134H131V133H128L127 132V134L126 135ZM86 135V134H85ZM91 136V135H90ZM89 136V137H90ZM129 136V137H128ZM125 138H127V140H125ZM137 141V143H135ZM136 144H134V143ZM125 143V144H126ZM134 144V145H133ZM83 147H86V148H83V149H85V151L87 150H93V151H97V153H98V150H94L93 149V146L91 147L90 145L88 146L87 144L85 145V144H83ZM133 147V148H132ZM136 147H138L139 149L136 151V150H134ZM172 147H173V145H172ZM88 148V149H87ZM170 148H171V146L169 147V146H167V148L166 149H163V151L164 150H166L167 151V149H168V151L170 152V151H172V150H170ZM133 149V150H132ZM137 149V148H136ZM172 149V148H171ZM139 152L137 153V155L139 154ZM101 154H102V152H101ZM124 154H126V153H124ZM132 154H134V155H132ZM103 155H104V153H103ZM123 155V154H122ZM137 157H139V155L137 156ZM137 157L135 158L136 159V161L138 160L137 159ZM134 158H132V159H134ZM127 159V160H128ZM140 159V158H139ZM152 171V170H151ZM150 171V172H151ZM4 172V171H3ZM153 172V171H152ZM151 172V173H152ZM0 175H2V174H0ZM1 177V176H0ZM245 177H247V178H249L248 176H245ZM3 178H4V176H3ZM243 178V177H242ZM244 179V178H243ZM242 179V180H243ZM246 180V178L243 180V181H245ZM254 181V180H253ZM247 182V183H246ZM246 182H244V184L242 183V185H243V187H246V186H248L250 183H251V179L249 178V180L247 179V181ZM249 182V183H248ZM256 182V183H255ZM255 182L253 183L252 182V185H256L255 186V189L257 190L258 189V191L260 192V194H262L263 195V197H264V178L262 177V178H259V180L258 179H256L255 180ZM258 182V183H257ZM128 182H126L125 183V185H127V186H130V182L127 184ZM86 185H88V184H86ZM131 185H133V184H131ZM252 185L250 184L249 185V187H251L252 189H251V192H255L256 190L252 187ZM136 187V186H135ZM109 189H106V191H107V194L104 196V198H105V201L108 203V201H109V203H110V205H113L114 203H116V202H118L116 205H120V206H118V207H120V208H118V209H116V211L117 212H115L116 214H115V216H117V217H113V219H112V216H110V215H106L107 216V218H106V216L104 215V214H106V212H100V211H98V210H93L94 208H95V205H93V204H91V206H90V203L87 201H84V200H80V202H81V204H82V207L83 208H85V207H87L86 208V212L85 213H87L88 212V210L91 212V213H89V214H87L88 216L89 215H98V217L99 218H102V219H104L105 220V223H109V224H111V225H114L113 223H115L116 222V220L118 219L120 222H122V223H124V225L125 224H128V228H129V231H130V233H131V235L133 236V235H135L136 233H138L139 235H141V234H145L144 236H150V235H152V234H150L151 232L149 231V230H152V229H154L155 227L153 226V225H150L149 226V224H148V226L150 227V228H148V226H146L145 225V229L143 230H139V229H137V227L134 229L133 227H132V224L133 225H135V226H137L136 225V223L137 224H139L140 223V225H142L141 224V222L143 223V221H147V220H143V221H141L140 220V218L141 217H139V219L137 218L139 215H141L142 216V218L143 219H150V217L151 218H155L154 217V215H152L151 214V211L150 212H147L146 211V209H145V207L144 206H141V205H139V204H137V203H135L134 201H130V203L129 202H126V198L124 197V196H122L123 194L126 196L127 194H128V191L127 192H125V190L123 191V190H120V189H118V188H120V187H118L117 189V192L115 191L114 192V189L112 188H110V187H108ZM92 189H95V191H93ZM246 189H250V188H247L246 187ZM91 190L93 191V192H95L96 193V191L98 192L99 191V189L98 188H96V187H94V186H92L91 187ZM103 191V190H102ZM119 191V192H118ZM121 191H122V193H121ZM101 192V191H100ZM253 192V193H254ZM257 192V191H256ZM255 192V193H256ZM103 193V192H102ZM119 194V195H118ZM107 198H108V201H107ZM115 200H116V202H115ZM165 200V199H164ZM163 199H161V203H163V204H167L168 202L167 201H164ZM127 201H129V200H127ZM131 202L133 203V204H131ZM108 203V204H109ZM129 204V206H130V204H131V206H134V207H136V206H139V208L141 207V209H143L142 211H141V209L139 210V211H141V213H139V211H137V210H135V212L136 213H138V216L136 217V215L132 218V217H130L131 215H134V213L135 212H133L132 213V211H134V210H131L130 209V216L129 215H127V213H125V212H127V210H126V208L128 207L129 208V206H127L126 204ZM135 204H136V206H135ZM124 205H126L127 207L126 208H124ZM115 206V205H114ZM97 208V207H96ZM131 208V207H130ZM88 209V210H87ZM137 209V208H136ZM85 210V209H84ZM97 211L99 212V213H103V215H101V214H99V213H97ZM122 211V212H121ZM125 211V212H124ZM149 214H147L146 212ZM128 212V213H129ZM145 212V213H144ZM93 213V214H92ZM111 213V212H110ZM114 213V212H113ZM121 213L125 216V218L124 219H127V220H122V218H123V216L121 215ZM142 213L143 214H147L146 215V217L148 216H150L149 218H145V215H142ZM102 216H105V217H102ZM108 216H110V217H108ZM114 216V215H113ZM121 217V219H120V217ZM144 216V217H143ZM135 217L138 219H135ZM85 218V226H86V234L92 239V240H94V241H98V243L97 244H95L94 242H91V244H95V245H91V244H87L86 243V245H85V243L83 242L84 240H87V238H89V237H87L86 236V239L84 238V240H82L81 241V251H82V264H90V261H88V260H91V258H92V264H94V262H95V264L97 263V264H108V262L110 261H112V264H113V258L115 257V256H118V253L122 250V248H124V247H127L128 246V244L126 245L125 243L123 244L122 242L124 241V242H126V243H130V240H129V238L128 237H126L127 238V241H126V239H123V238H121V237H123V236H120L119 234H114V233H110V234H108L109 232H103L102 233V231L101 230H97L96 228H94V226L89 222V220H88V218L89 217H84ZM132 218V219H131ZM141 218V219H142ZM87 219V220H86ZM103 220V221H104ZM117 220V222L118 223H116V224H119L120 222ZM151 221H152V219H150ZM149 220V221H150ZM130 221V222H129ZM139 222V223H138ZM149 223V222H148ZM151 223V222H150ZM153 223H155V222H153ZM88 224V225H87ZM147 224V223H146ZM123 224H121V226H122ZM123 225V227H125ZM140 225H138V228L140 227V228H142V227H144V223H143V225L142 226H140ZM115 226H120V224L119 225H115ZM127 226V225H126ZM130 226H131V228H130ZM87 228H90V229H94V232H96V233H92V232H90V233H88L87 232ZM127 227H125V228H123L124 230L123 231H126L125 229H126ZM146 228H147V230H146ZM131 230H133V231H135L136 233H134L133 231L131 232ZM146 231H147V234H146ZM149 231V232H148ZM152 231H155V230H152ZM128 234H129V232H127ZM107 236H106V235ZM113 234V235H112ZM138 234H137V236H138ZM117 236V237H116ZM117 238V239H116ZM90 239V240H91ZM112 239V240H111ZM116 239V240H115ZM118 239H119V242H120V240L122 241L121 243H119L118 242ZM91 240V241H92ZM101 240H103V241H101ZM110 240V241H109ZM111 242V245L109 244ZM116 242V243H115ZM83 244V245H82ZM104 244V245H103ZM90 245V247H92L93 248V250L94 249H96V248H98V247H101V248H99V249H97V250H94V251H98V250H102V253L100 252V253H94L93 254V256H92V248H91V252L89 253V250H90V247H88ZM83 247H86L85 248V250H83ZM129 247V246H128ZM102 248H104V249H102ZM106 248V249H105ZM104 250H105V253H103L104 252ZM108 251V252H107ZM107 252V253H106ZM85 253H86V255H85ZM110 253V254H109ZM90 254V255H89ZM106 254H108V257L106 256ZM84 255V256H83ZM110 255V256H109ZM89 256V257H88ZM106 256V257H105ZM99 257V258H98ZM103 259H102V258ZM111 257H112V259H111ZM85 258V259H84ZM88 258H90V259H88ZM98 258V259H97ZM102 260H101V259ZM88 259V260H87ZM94 259V260H93ZM99 259L101 260L100 262H99ZM104 260V261H103ZM87 261V262H86ZM102 261L103 262H105V263H102ZM89 262V263H88ZM110 262H109V264H110Z\"/></svg>",
	"mask_w": 264,
	"mask_h": 264
}]
</instances>
